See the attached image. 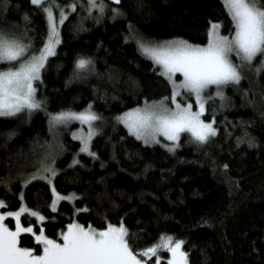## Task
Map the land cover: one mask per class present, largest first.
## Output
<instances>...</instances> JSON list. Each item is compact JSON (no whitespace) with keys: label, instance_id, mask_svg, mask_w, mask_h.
Listing matches in <instances>:
<instances>
[{"label":"trees","instance_id":"trees-1","mask_svg":"<svg viewBox=\"0 0 264 264\" xmlns=\"http://www.w3.org/2000/svg\"><path fill=\"white\" fill-rule=\"evenodd\" d=\"M59 2L66 5L69 0ZM105 2L110 7L103 14L66 9L67 18L58 24L59 43L42 70V82H36L42 106L31 114L24 110L0 116V177L32 172L33 154L48 151L54 156L59 172L53 183L64 196L75 193V198L60 200L54 212L46 181L23 187L28 207L55 217L43 222L48 235L70 218L98 227L105 216L113 223L124 217L134 247L158 242L165 233L184 240L189 264H264V69L255 70L261 57L243 66L239 83L221 87L223 99L214 95L216 87L205 90L201 116L214 120L217 128L207 142H196L183 132L173 150L165 147L173 144L170 141L145 143L117 117L146 99L170 96L171 86L158 66L141 54L135 34L126 39L129 22L145 39L183 37L194 44L207 43L210 19L222 22L225 35L234 26L223 0H140L142 7L138 0H120L123 15L113 14L117 5L112 0ZM54 15L58 19V10ZM47 27L46 14L30 0H0V30L26 32L38 50ZM78 57H91L92 64L73 76ZM89 105L101 117L90 141L95 157L80 151V142L70 134L75 124H58L55 130L49 123L50 113L81 111ZM53 135L56 142L51 141ZM74 158L78 163H72ZM20 191L19 180H13L11 191L0 183V199L7 202L1 209L19 207ZM85 204L88 211L73 216V207ZM5 222L13 226L11 218ZM21 222L40 227L28 213ZM34 243L30 234H21L23 246ZM160 256L161 264H167V250L161 249Z\"/></svg>","mask_w":264,"mask_h":264},{"label":"snow or ice","instance_id":"snow-or-ice-1","mask_svg":"<svg viewBox=\"0 0 264 264\" xmlns=\"http://www.w3.org/2000/svg\"><path fill=\"white\" fill-rule=\"evenodd\" d=\"M32 5L38 6L47 18V38L43 46L37 50L30 37L25 33L0 30V116H14L27 110L29 114L42 106L37 99L36 82H42V70L45 68L48 57L55 52L59 43L58 24H63L68 11H76L79 7L89 14L93 9L103 14L110 7L105 0H69L62 5L59 0H30ZM117 7L112 9L114 15H123L119 7L120 0H112ZM138 6L142 3L138 0ZM223 6L230 16V23L234 31L228 35L221 32L222 22L209 20L206 27V44H194L183 37H173L167 40L155 41L145 39L135 33L134 26L129 22L130 33L126 39L135 34L138 49L142 55L158 66L161 75L171 84L170 96H163L160 100H145L143 105L120 114L117 119L124 123L129 132L137 138H143L145 143L159 142L158 137L163 135L169 141H179L182 132L191 134V138L199 143H205L217 132L214 120L201 118L206 110L204 96L205 90L216 86L214 95L223 99L221 87L229 83H239L242 78V68L245 64L251 66L253 60L259 55L261 62L256 65L257 73L264 69V0H223ZM58 10V19L54 15ZM67 9V10H66ZM24 19L30 18L25 14ZM27 41V42H25ZM240 61L236 63L231 54ZM92 64L91 57H78L75 61L73 76L81 70L89 69ZM177 73L182 79L177 78ZM183 90V92L181 91ZM188 93L195 97L197 110H193V102L188 100L181 103L177 99ZM170 101V106L168 103ZM101 119L89 105L83 111L61 110L49 114L50 129L55 125L78 120L87 124L85 132L79 129L81 152H88L95 157L97 154L90 151V141L98 130L93 124ZM74 136L77 134L74 132ZM247 135V133H245ZM242 137L237 138V142ZM249 144L253 140L249 138ZM175 143L165 144L173 150ZM73 164L78 163L74 158ZM32 172L19 171L15 175L9 172L0 177L2 183L9 191L13 180H19L21 191L18 193L21 203L15 210H0V264H161L160 250H167V264H189L188 251L182 246L184 240L175 238L172 234L161 233L158 242L146 247H134L130 242L134 234L126 225L124 217L113 223L107 216L101 226L89 222L87 225L78 219L70 218L66 226L59 228L53 235L46 234L43 222L55 217H46L41 211L28 207L24 202L23 187L30 182L46 181L51 189V203L49 207L56 212L60 200H73L75 193L64 196L57 191L54 178L59 169L55 167V159L48 151L42 154H33ZM227 169L229 166L224 164ZM7 202L0 199V206ZM81 211H88V205L73 207V216ZM28 213L40 222V227L34 229L33 223H22V214ZM5 218H14L15 226L9 227ZM204 223H208L207 220ZM21 234H30L34 246H23Z\"/></svg>","mask_w":264,"mask_h":264},{"label":"rangeland","instance_id":"rangeland-1","mask_svg":"<svg viewBox=\"0 0 264 264\" xmlns=\"http://www.w3.org/2000/svg\"><path fill=\"white\" fill-rule=\"evenodd\" d=\"M59 25H60V24H59ZM59 25H58V29H59ZM56 45H57V44H56ZM55 48H56V46H55ZM231 55H232V57H233L234 62H236V63H240V61L235 57V54H234V53L231 54ZM50 56H51V55H50ZM50 56H49V57H50ZM245 65H246V64H245ZM177 78H178V79H182L181 74L177 73ZM170 86H171V84H170ZM213 86H214V85H213ZM214 87H216V86H214ZM171 88H172V86H171ZM181 91L183 92V90H181ZM204 96H205V92H204ZM177 99L180 100L181 103H185V102H187L188 100H191V101L193 102V110L195 111V110L198 109V106H197L196 103H195V97L192 96V95H190V94H188V93H185V94L182 95V96H178ZM205 101H206V99H205ZM168 103L170 104V101H169ZM170 106L174 107V105H171V104H170ZM86 109H88V108H86ZM83 110H85V109H83ZM83 110H81V111H83ZM127 111H128V110H127ZM201 118H202V116H201ZM117 120H118V119H117ZM118 121H119V120H118ZM119 122H120V121H119ZM121 123H122V122H121ZM61 124H62L63 127H67L68 125L70 126L71 124H75V126L70 130V134H71V136H72L73 138H75L76 140H78V141L80 142V146H81V141L77 138V137L79 136V134H80L78 130L81 129V128H83L84 131L86 132V131H87V128H88L87 124H81V122L78 121V120H70V121H68L67 123H61ZM93 124H94L95 127H96V121H94ZM122 124L126 127V125H125L124 123H122ZM56 128H57V127H55L54 129L56 130ZM96 128H97V127H96ZM126 129L128 130L127 127H126ZM128 131H129V130H128ZM74 132L77 134L76 136L73 135ZM97 133H98V130L96 131V133H95L93 136H95ZM130 133L136 137L135 134H133L132 132H130ZM182 133H183V132H182ZM185 133H188V132L185 131ZM188 134L191 136L190 133H188ZM55 135H56V134H55ZM55 135H53L52 140H51V141H53V142H56V139H57V137H56ZM93 136H92V138H93ZM92 138H91V139H92ZM136 138H137V137H136ZM138 139H140L141 141L144 142V139H143V138H138ZM162 140L169 141V140H167V138L163 137V135H160V136L158 137V141L160 142V141H162ZM170 142H172V143H176V141H175V142H174V141H170ZM149 143H157V142L153 141V142H149ZM89 146H90V145H89ZM80 148H81V147H80ZM85 153H87V152H85ZM1 208H2V206H0V210H2ZM5 219H6V218H5ZM11 219L13 220V226H11V227L14 228V226H15V221H14V218H11ZM9 227H10V226H9ZM169 255H170V253H169Z\"/></svg>","mask_w":264,"mask_h":264}]
</instances>
